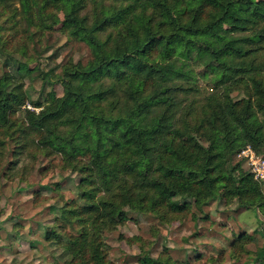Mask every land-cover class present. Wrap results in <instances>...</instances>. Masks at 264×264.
Segmentation results:
<instances>
[{
  "label": "rangeland",
  "instance_id": "obj_1",
  "mask_svg": "<svg viewBox=\"0 0 264 264\" xmlns=\"http://www.w3.org/2000/svg\"><path fill=\"white\" fill-rule=\"evenodd\" d=\"M125 5L118 0H84L80 17L100 43L121 41L120 30L95 27L102 20L103 10L113 11ZM52 13L58 15V20L48 19L46 26L37 31V26L26 23L18 3L0 0L1 44L31 69L29 75L8 71L15 73L14 83L22 85L32 101L44 103L50 93L64 97L65 83L67 78L71 79L68 73L92 59L89 47L72 39L69 31L62 28L64 14L55 10ZM253 35L252 27L233 35L245 40L242 45L250 52L228 61L233 67L245 69L231 83L219 82L208 69L209 58L205 62H187L182 68L184 76L162 86L154 84L145 94L159 95L167 101L158 100L146 108L145 120H169L173 130L181 131L187 143L195 142L210 150L215 130L224 124L228 106L251 101L262 124V146L255 150L247 145L234 156L225 167L226 181L216 186L214 199L203 207L194 198L180 196L173 199V204L190 206L182 215L162 218L157 212L123 206L126 221L105 225L94 236L90 226V239L100 243L106 264H142L148 258L165 264H264V200L262 204L250 203L243 197L247 177L253 175L256 180L253 155L264 157V110L258 107L257 91L258 83L264 88V44H253ZM171 63L177 68L182 66L177 60ZM2 66L1 62L0 69ZM47 73H53L51 83L43 80ZM92 88L95 94L104 95L94 109L98 117H129L141 102L138 95L131 96L128 84L110 77L94 83ZM26 108L32 109V104L27 102L12 113L7 128L0 127V264H73L61 241H67L65 235L79 236L82 232L84 226L76 217L78 207L90 205L93 197L92 200L98 201L114 198L117 193L122 196L126 186L132 187L135 182L120 176L112 190L98 191V181H87L86 177L92 176L81 170L87 158L69 163L61 155L37 146L43 135L27 128ZM76 121L60 125L58 134L68 136ZM21 129H26V134ZM257 182L264 199V183ZM64 224L67 228H63ZM246 235L251 241L236 245L237 239Z\"/></svg>",
  "mask_w": 264,
  "mask_h": 264
},
{
  "label": "trees",
  "instance_id": "obj_2",
  "mask_svg": "<svg viewBox=\"0 0 264 264\" xmlns=\"http://www.w3.org/2000/svg\"><path fill=\"white\" fill-rule=\"evenodd\" d=\"M2 1L18 3L26 23L37 26V31L46 26L48 19L58 20L52 11L62 12V28L69 31L72 39L89 47L92 59L68 73L71 79L66 77L64 97L50 93L45 96L46 103L32 101L28 91L14 83L15 73L8 71L29 75V65L15 59L0 41V127L7 128L12 113L29 102L32 109H25L26 126L43 135L37 142L40 149L59 154L69 163L87 158L81 170L92 176L86 177L87 181H98V191L111 189L120 176L135 182L132 187L126 186L122 196L117 193L114 198L98 201L91 197L90 205L78 207L76 217L84 228L79 236L65 235L67 241H61L73 264H106L100 243L90 239V226L94 236L105 225L126 221L123 206L157 212L162 218L182 215L190 206L174 205L173 199L180 196L194 198L203 207L214 199L216 186L226 181L225 167L234 156L247 145L255 150L262 146V124L251 101L228 106L224 124L215 130L212 148L206 150L198 143H187L169 120L146 121V108L158 100L167 101L159 95L145 94L154 84L162 86L184 76L182 68L187 62H205L207 58L208 69L219 82L231 83L245 69L233 67L228 61L250 52L242 45L246 41L233 35L252 27L251 42L264 44V0H118L127 5L103 10L102 20L95 27L120 30L121 41L107 44L100 43L80 17L84 0ZM173 60L182 62V66L177 68L171 63ZM52 76L47 73L43 80L51 83ZM106 77L128 84L131 96L141 99L129 117L109 119L94 114L104 95L95 94L92 85ZM257 91L258 107L264 110L262 84L258 83ZM37 109L41 111L38 113ZM75 121L77 125H73L68 136L58 134L60 125ZM25 131L21 129L22 134ZM172 134L173 138L168 139ZM243 186V197L250 203H263L253 175L247 177ZM63 228L67 226L64 224ZM249 240V235L240 237L236 245ZM142 264L165 263L148 258Z\"/></svg>",
  "mask_w": 264,
  "mask_h": 264
},
{
  "label": "built area",
  "instance_id": "obj_3",
  "mask_svg": "<svg viewBox=\"0 0 264 264\" xmlns=\"http://www.w3.org/2000/svg\"><path fill=\"white\" fill-rule=\"evenodd\" d=\"M252 161L256 180L264 183V157L256 158L255 155H253Z\"/></svg>",
  "mask_w": 264,
  "mask_h": 264
}]
</instances>
